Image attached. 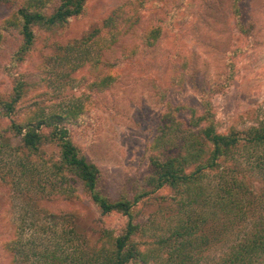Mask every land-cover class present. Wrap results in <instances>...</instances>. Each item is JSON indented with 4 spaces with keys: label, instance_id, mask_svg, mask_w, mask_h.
<instances>
[{
    "label": "rangeland",
    "instance_id": "1",
    "mask_svg": "<svg viewBox=\"0 0 264 264\" xmlns=\"http://www.w3.org/2000/svg\"><path fill=\"white\" fill-rule=\"evenodd\" d=\"M235 1L86 0L81 15L71 18L65 27L36 30L32 51L17 67L12 66V56L19 36L6 33L0 46V100H9L14 75L33 77L27 76L32 86L14 114L4 117L0 110L1 138L12 146L20 144L21 136L10 129L12 120L25 122L35 107L58 112L75 110L79 115L67 129L80 153L99 169L100 193L111 201L132 200L150 171V158L158 151L153 148L154 140L162 136L164 128H172L174 120L184 131L191 125L190 110L195 116L209 112L219 133L243 131L264 122V0H238L240 16L234 11ZM20 2L0 1V25ZM110 17L115 19L111 33L105 25ZM156 28L160 30L159 39L146 48L147 34ZM95 29L101 30V38L118 32V44L104 56L118 62V78L101 91L94 90L92 84L105 77L96 76L89 66L77 68L78 50H68L69 62L59 57L63 48L75 46ZM130 49L137 51L131 54ZM177 107L178 114L169 113ZM169 139L172 129L164 138ZM45 151L46 156L57 155L52 145L45 146ZM0 171L6 172L1 163ZM252 183L255 190L262 189L258 181ZM203 184H208L207 180ZM74 192L71 198L40 201L35 209L36 199L16 194L11 186L0 182V264H10L11 257L3 250L8 241L18 247L23 244L29 256L33 243L46 244L50 235L43 229V220L52 222L46 215L48 211L53 216L77 211L78 228L87 235L103 229L119 234L124 229L126 218L116 213L103 215L81 182L76 181ZM178 197L171 188L164 187L133 208L136 221L146 229L137 241L149 258L161 228L181 217L182 209L174 201ZM23 207L30 209L29 215ZM39 208L45 213H38ZM225 247L214 246L209 262L221 257ZM22 260L17 253L11 262L44 264L32 257ZM154 261L150 258L148 264H156Z\"/></svg>",
    "mask_w": 264,
    "mask_h": 264
},
{
    "label": "trees",
    "instance_id": "2",
    "mask_svg": "<svg viewBox=\"0 0 264 264\" xmlns=\"http://www.w3.org/2000/svg\"><path fill=\"white\" fill-rule=\"evenodd\" d=\"M85 2L21 0L19 7L0 25V46L6 33L19 36L12 66H19L32 51L36 30L52 31L65 27L71 18L81 15ZM238 2L235 1L233 7L239 15ZM114 21L110 17L105 22L110 33L115 28ZM100 34L101 30H93L76 43V48H61L59 55L69 62L71 51L68 50H78L76 67L89 66L96 76L105 77L92 84L98 91L115 82L118 78L115 70L119 67L117 61L104 57L118 44V32L104 38ZM159 36L160 30H151L146 37V48L153 47ZM136 51L130 49L131 54ZM27 76L33 77L32 74L14 75L9 100H0L4 117L14 114L18 103L32 86ZM33 109L28 112L25 122L17 124L12 120L10 129L21 136L20 144L12 146L0 136V163L6 170L5 173L0 171V182L11 186L16 194L32 196V200L36 199L33 201L36 209L40 201L51 203L57 197H73L74 184L78 181L103 215L120 214L126 218V223L119 234L103 229L87 235L78 228L77 211L54 216L48 211L46 215L52 218V222L46 218L43 220V229L50 235L45 239L46 244L33 243V252L29 256L23 251V244L18 247L8 241L3 250L10 255V264L17 253L24 261L32 257L44 264H148L150 258L155 259L156 264H201L204 260L206 264H264V122L243 131L219 133L209 112L195 116L194 110H190L191 125L184 131L180 122L174 120L172 128H164L162 136L154 140L153 148L158 151L150 158V171L136 196L132 200L111 201L98 189L99 169L80 153L69 135L67 126L76 120L78 112ZM172 111L176 115L180 109L174 108L169 113ZM202 122L206 124L195 129ZM171 129L172 140H164ZM47 145L54 146L57 155L46 156ZM213 171L216 174L210 175ZM204 180L208 184H203ZM254 180L262 189L255 190ZM164 187L177 193L179 197L174 201L182 209V214L179 219H172L171 225L161 228L162 234L157 235L149 258L137 241L146 234V229L136 221L133 208L138 201ZM195 207L202 208V211ZM29 208L23 207L22 210L26 209L29 215ZM39 210L38 213H45ZM218 245L226 246V250L221 257L209 262V252Z\"/></svg>",
    "mask_w": 264,
    "mask_h": 264
}]
</instances>
